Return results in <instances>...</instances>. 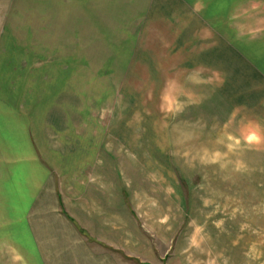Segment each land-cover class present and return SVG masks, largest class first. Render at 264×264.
<instances>
[{
    "label": "rangeland",
    "instance_id": "obj_1",
    "mask_svg": "<svg viewBox=\"0 0 264 264\" xmlns=\"http://www.w3.org/2000/svg\"><path fill=\"white\" fill-rule=\"evenodd\" d=\"M223 9L0 0L1 132L26 126L45 155L112 150L174 264H264V80L233 56L246 14Z\"/></svg>",
    "mask_w": 264,
    "mask_h": 264
},
{
    "label": "crops",
    "instance_id": "obj_2",
    "mask_svg": "<svg viewBox=\"0 0 264 264\" xmlns=\"http://www.w3.org/2000/svg\"><path fill=\"white\" fill-rule=\"evenodd\" d=\"M217 1L223 12L232 7L234 23L246 14V27L234 25L240 29L234 41L246 47L233 56L264 80V0ZM6 121L4 132L0 127V253L9 254V264L15 258L14 264H174V238L165 243L162 222L157 230L145 199L130 195L122 158L106 148L45 155L26 126Z\"/></svg>",
    "mask_w": 264,
    "mask_h": 264
}]
</instances>
